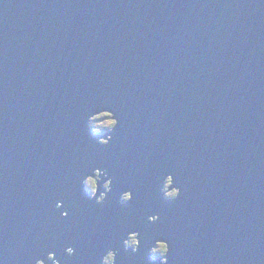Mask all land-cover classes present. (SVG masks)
I'll list each match as a JSON object with an SVG mask.
<instances>
[{
	"label": "water",
	"instance_id": "95a60500",
	"mask_svg": "<svg viewBox=\"0 0 264 264\" xmlns=\"http://www.w3.org/2000/svg\"><path fill=\"white\" fill-rule=\"evenodd\" d=\"M158 239L168 264H264V0H0V264H152Z\"/></svg>",
	"mask_w": 264,
	"mask_h": 264
},
{
	"label": "clouds",
	"instance_id": "9594fccd",
	"mask_svg": "<svg viewBox=\"0 0 264 264\" xmlns=\"http://www.w3.org/2000/svg\"><path fill=\"white\" fill-rule=\"evenodd\" d=\"M120 121L116 114L108 109L95 112L90 115L88 119V127L94 136H99V143L107 146L113 140V133L119 127ZM103 182V189L101 191V181ZM85 191L89 194L90 199H95L96 203L109 206L111 201L108 199V194L112 192L113 177L111 173L104 168H95L93 174L87 175L82 180ZM162 195L167 200H178L182 194L181 187L176 186L175 177L171 174L164 178L163 187L161 188ZM134 199L133 192L131 190L124 191L120 195V203L127 207ZM107 202V203H106ZM56 207L62 208L63 202H58ZM62 215L66 218L69 216L68 211H64ZM149 222L157 223L160 220V216L150 215L148 217ZM123 222V221H122ZM53 239H56V234H53ZM125 251L131 253L139 252L141 246L140 233L138 231H131L128 233L127 238L123 241ZM118 249H109L102 257L101 264H117ZM171 247L167 240L158 239L155 245L150 249L149 259L152 264H168V256L170 254ZM66 253L69 256L76 254V249L73 247H67ZM49 260H52L54 264H61V261L56 259L55 253H49ZM143 259V258H142ZM36 264H46L44 259H39Z\"/></svg>",
	"mask_w": 264,
	"mask_h": 264
},
{
	"label": "flooded vegetation",
	"instance_id": "af4514ba",
	"mask_svg": "<svg viewBox=\"0 0 264 264\" xmlns=\"http://www.w3.org/2000/svg\"><path fill=\"white\" fill-rule=\"evenodd\" d=\"M103 182H104V181H103ZM103 182H102V183H103ZM101 191H104L103 187H102Z\"/></svg>",
	"mask_w": 264,
	"mask_h": 264
},
{
	"label": "bare ground",
	"instance_id": "6f19581e",
	"mask_svg": "<svg viewBox=\"0 0 264 264\" xmlns=\"http://www.w3.org/2000/svg\"><path fill=\"white\" fill-rule=\"evenodd\" d=\"M139 224H141V223H139ZM147 225H145V227H146Z\"/></svg>",
	"mask_w": 264,
	"mask_h": 264
}]
</instances>
